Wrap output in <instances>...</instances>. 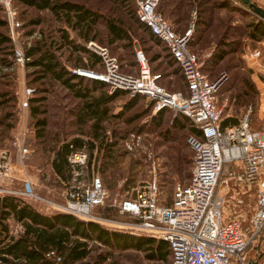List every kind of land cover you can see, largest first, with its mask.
Listing matches in <instances>:
<instances>
[{
	"label": "rangeland",
	"instance_id": "374dc122",
	"mask_svg": "<svg viewBox=\"0 0 264 264\" xmlns=\"http://www.w3.org/2000/svg\"><path fill=\"white\" fill-rule=\"evenodd\" d=\"M68 1L82 5L95 15L94 24L85 36L86 40L76 35L77 31L71 28L63 15L36 10L21 3L20 0H10L15 11L11 18L3 7L0 9V21H5V24L0 23V34L9 37L8 41L0 43V151L5 152V161L10 169V173H6L5 176L0 173V195L19 197L42 211L62 212L58 209L66 202L65 193L69 179L67 181L57 179L51 171L49 159L58 140L69 137L72 130L75 133L71 123L73 118H70L72 99L68 96L66 88L54 80L44 77L34 81L37 75L33 72L34 68L25 64L16 65L13 57L14 48L24 52V48L42 36L47 43L55 42L58 46L55 53L68 70L73 68H69L71 64L82 66L84 58L87 61V57L80 49L68 47L62 36L66 33L67 38L79 43V46L91 41L104 47L108 55L116 58L120 72L133 75L138 68L133 60L134 52L139 49L149 59L151 72L160 74L158 83L172 91L184 90L182 77L168 64L163 46L149 38L135 21L134 0ZM164 1H158L157 11L169 22V18L160 7ZM182 1L186 0H172L175 5H181ZM249 2H254L264 10V0ZM186 5L188 14L192 15L191 20L195 29L192 36L194 35L196 42L197 40L199 42L198 53L204 54L207 58L210 55H214L215 58L220 54L210 65V70L215 73L226 71L229 75L228 82L219 91L215 100V106L220 110L221 121L230 120L231 124L236 123L249 108L250 127L263 128L264 35L251 37L250 32L257 23L261 22L264 25V18L258 17L241 3V0H187ZM170 15L179 22L180 16H176L173 10L170 11ZM103 17L121 24L128 33L127 38L109 42ZM185 20L187 24L189 18L186 16ZM98 62L100 64V60ZM80 66L74 68H83ZM91 70L101 71L102 67L100 65V68ZM25 86L32 91L36 86L44 89L39 95L44 96L45 137H36L33 120L29 116V105L26 108L19 105L21 91ZM143 106L144 102H139L118 118H111L105 122L108 140L116 144L109 145L104 151L99 147L101 149L97 171L99 173H92V177L99 178L106 195L101 204L90 210V216L95 219L90 221L97 222L109 230L126 233L134 239H153L154 242L151 244L153 246L162 240L137 232L130 226L136 223L135 219L118 213V203L130 196L136 185L149 182L155 187L158 201L169 204L174 188L186 183L189 178L192 150L187 137L197 134L193 130L195 127L188 120H179L170 112L163 113L159 119H148L146 113L148 111H144ZM180 124L183 125L179 126ZM112 131H118V134L112 135ZM14 136H17L27 148L26 157H19L13 145ZM114 137L116 139H113ZM232 171H234L232 167L224 164L217 187L227 189L230 196L231 203L224 208L225 217L237 214L247 236V221L253 212L254 193L252 189L243 194L239 193L237 186L228 176ZM24 191H32L41 200L27 199ZM235 200H241L242 203L237 206ZM8 223L12 227L10 219ZM163 244L166 247V243ZM148 251V249L114 251L112 258L119 264H169L168 254L165 260H154L146 256ZM263 253L264 229L260 236L249 242L244 249L246 261H255Z\"/></svg>",
	"mask_w": 264,
	"mask_h": 264
},
{
	"label": "built area",
	"instance_id": "2783aa9c",
	"mask_svg": "<svg viewBox=\"0 0 264 264\" xmlns=\"http://www.w3.org/2000/svg\"><path fill=\"white\" fill-rule=\"evenodd\" d=\"M134 1L138 21L163 43L180 71L184 90L171 91L158 83L160 74L150 71L139 49L134 52L138 64L134 75L120 72L116 58L91 41L85 47L99 57L102 70H69L106 83L109 93L121 90L129 97L143 96L151 102L153 112L169 109L173 116L185 117L198 129L199 135L187 137L192 150L190 175L186 183L174 188L169 204L160 203L154 185L144 182L134 187L132 197L118 203V213L135 219L136 223L130 226L137 232L164 241L169 264H264V253L255 261H246L244 254L248 243L257 239L264 229V127H250L249 108L236 123L222 125L215 100L229 75L219 71L208 76L204 71L207 57L189 48L192 20L177 33L157 11L159 0ZM0 5L9 18L15 14L10 0H0ZM13 57L19 66L28 59L17 48L13 49ZM31 93V88H22L20 107H27ZM13 145L20 158L27 156L28 150L17 136H14ZM5 159V152L0 151V173L4 176L10 173ZM67 161L66 202L58 210L77 218L95 220L90 216V210L102 203L105 189L98 177L85 178L86 153L83 150L71 151ZM224 164L234 169L228 176L239 193L250 189L254 193L247 236L237 214L225 217L224 208L231 203L230 196L227 189L217 187ZM23 194L29 200H41L32 191ZM235 203L238 206L242 201L235 200Z\"/></svg>",
	"mask_w": 264,
	"mask_h": 264
},
{
	"label": "trees",
	"instance_id": "16d2710c",
	"mask_svg": "<svg viewBox=\"0 0 264 264\" xmlns=\"http://www.w3.org/2000/svg\"><path fill=\"white\" fill-rule=\"evenodd\" d=\"M20 1L36 10H46L55 15H63L67 18L71 28L77 31L76 35L83 40H86L85 36L94 24L95 15L93 12L80 4L68 0ZM256 6L258 5L256 4ZM0 9H3L1 5ZM258 17L263 18L260 15H258ZM134 18L147 33L149 38L153 41L160 42L159 39L149 32L148 28L143 23L138 21L135 13ZM103 20L105 21L108 31L109 42H116L127 38L128 33L121 24L107 17H103ZM0 23L5 24V21H0ZM259 34L264 35V25H262L261 22L254 26L253 30L250 32V36L257 37ZM62 36L65 41H67L70 49H80V51L87 54L89 61H92L90 64L83 63L82 66L79 64H71L69 68L80 66L84 69L91 70L92 64L98 61L96 55L67 38L66 33ZM8 40V36L0 34V43ZM57 47L55 42L47 43L44 37L42 38V36H39L32 45L24 48L23 53L25 57L28 58L25 62V66L34 68L33 72L37 74L34 77V81H38L40 78L45 77L58 82L67 90L73 91L74 96H86L85 94H87L88 91L87 83L82 87L81 82L83 77L81 78L77 74L71 73L66 68V65L59 61L55 53ZM219 56L220 54L215 57V60ZM145 59L149 66V59L147 57H145ZM170 59L172 60L171 57ZM172 62L174 61L172 60ZM75 78H77V80L73 82L72 80ZM96 87H105L107 89L106 83L92 78L90 89L93 90ZM41 91H44L43 87H34L28 98L29 116L30 119L33 120L37 138L45 137L43 132L46 126V117L43 115L45 112L43 108L44 96L39 95ZM107 93L104 99L105 101H109L117 95H126L128 98L122 105L123 108L121 112L114 115L116 118L135 104V100H132L124 91L117 90L113 93ZM101 99L103 100V95ZM99 103L100 99L98 98L90 101V104L87 105V107L89 106L88 110L82 111L79 121L82 120L85 113H89V115L94 118L90 124L92 127L91 131L96 135L95 137L104 151L109 148V145L114 146L115 142L108 140L109 136L99 131L102 129L101 120L104 116L106 117V107L101 106ZM148 103L152 105L150 101H148ZM148 109L149 108L146 107L144 111ZM166 112L172 113L169 109L163 108L156 111L151 119H159L161 115ZM174 116L176 118L181 115ZM228 121L231 123L230 120H223V123L226 124ZM182 125L183 124H180L179 126ZM193 130L197 134L196 136H198V129L194 128ZM115 133L118 134V131L111 132L113 135ZM92 142V140H84L80 137H66L58 140V144L52 149L49 159L51 171L57 179L63 181L69 179L67 157L73 150H83L86 153V161L83 166L86 179H90L93 176L92 170L98 171L101 153L99 157H97L98 161L92 162V150L96 148ZM132 195L133 191L132 194L126 198H130ZM107 209L109 210V208ZM9 219L12 221V227L10 223H8ZM14 226L16 227L13 228ZM153 242V239L147 238L134 239L126 233L109 230L97 222L83 220L68 213L52 210L42 211L31 203L13 195H0V264H119L112 258V252L127 249H148L149 251L146 255L148 258L165 260L168 249L165 250L167 246L165 247L163 244L164 241H157L155 245L152 246L151 244H153Z\"/></svg>",
	"mask_w": 264,
	"mask_h": 264
},
{
	"label": "crops",
	"instance_id": "0c3cea01",
	"mask_svg": "<svg viewBox=\"0 0 264 264\" xmlns=\"http://www.w3.org/2000/svg\"><path fill=\"white\" fill-rule=\"evenodd\" d=\"M186 1H182V4L181 5H175V3L176 2H179V1H175V3L173 4L172 0H165L163 3L161 2V5H160L161 10L164 11L166 13V16L169 18V22H170V24L172 26V29L175 32H177V33L182 32L185 29V27H187L188 23L191 22V19H192L191 13L188 14V7L186 5ZM171 10L174 11V13H175L176 16H180V18L178 19L179 22H177L175 19H173L171 17V15H170V11ZM185 14L189 18V21L187 22V24H185V22H186V20H185V17H186ZM182 18H184V20H182ZM194 30L195 29H194V26H193V32H194ZM154 42L155 43H159L160 45L163 46V48L165 49V52H166L168 64L171 66V68L173 69V71H177L180 74L177 66L170 59V57H169V55H168V53L166 51V48L164 47L163 43L157 42V41H154ZM85 44H86L85 42L82 43V46L84 48H86L85 47ZM189 47L192 50H194L196 53L199 52V42H198V40L196 42V38H195L194 35L192 36V39H191V41L189 43ZM83 54L87 57V54L85 52ZM96 57L98 58V56H96ZM133 60H134V63L137 64L135 57H134ZM88 61H89L88 57H87V61L84 58V64H88V63L90 64L92 62L91 60L89 62ZM98 61H99V59H98ZM98 61H96L95 63H93L91 68H97V67L100 68V64H99ZM214 61H216V60H215V58H214L213 55H210L208 58H206V63H205L204 71L208 74V76H213L215 74V72H212L210 70V68H211L210 65ZM78 76H80L81 78L83 77L82 78V82H81V86L84 87L86 85V83H87L88 91H87V94H85L86 96L82 97V96H74L73 95V91H69V90L66 89L67 90L66 92H67L68 96L72 99L71 109H70L71 110V113H70L71 117L70 118H73L72 119L73 121L71 123H72V127L75 129V133H74V130H72V132L69 134V137H80V138H82L84 140H92L93 141L92 143H93L94 147H96V148H94L92 150V153H93L92 162H97L98 161L97 160V157H99V152H101V149L98 148V147H100V144H99L98 140L95 137L96 135L93 133V131H91V128L92 127L90 126V124H91L92 120H94V118H92L89 115V113H85L84 114V117L82 118L81 121H79V117H81L83 110L84 111L88 110L89 106L87 107V105L90 104V101H93L96 98L100 99V103L99 104L101 106H103V107H106V112H105L106 113V117L104 116V118L101 120V127H102V129H100L99 131H102V133H105V131H106L105 122H107V120H109L111 118H116V117H114V115H117L119 112H121V109L123 108L122 105L128 100V98L126 97V95H117L114 98L110 99L109 101H105L104 99L106 98V93L108 92L105 87L104 88H98V87H96V88H94L92 90V89H90L91 79L92 78L87 77V76H81V75H78ZM76 80H77V78H75L72 81L73 82H76ZM167 89L168 90H171L169 88H167ZM102 95H103V100L101 99ZM131 98H132V100H135V104L130 109L134 108L137 104H139V102H142L143 101L144 102V106H143L144 109L146 107L149 108L147 110L148 112H146V113H148L147 118L148 119H151L152 116L155 115L156 112H153L152 111V105H150L148 103V100L145 97L140 96V95H135V96H133ZM177 118L179 120L180 119L187 120L183 116H178ZM221 123L223 125H226V124H231L232 122L229 123V121H228L225 124L222 121ZM113 139H116V137H114ZM92 173H99V172H97V170H92ZM168 260H169V258H168Z\"/></svg>",
	"mask_w": 264,
	"mask_h": 264
},
{
	"label": "water",
	"instance_id": "95a60500",
	"mask_svg": "<svg viewBox=\"0 0 264 264\" xmlns=\"http://www.w3.org/2000/svg\"><path fill=\"white\" fill-rule=\"evenodd\" d=\"M241 3L249 7V9L254 12L256 15H260L264 18V10H262L260 7L256 6L254 2H249V0H241Z\"/></svg>",
	"mask_w": 264,
	"mask_h": 264
}]
</instances>
